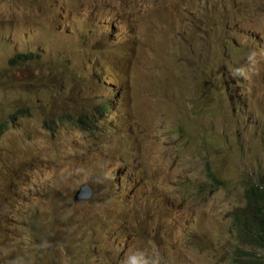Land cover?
Here are the masks:
<instances>
[{
	"label": "rangeland",
	"instance_id": "rangeland-1",
	"mask_svg": "<svg viewBox=\"0 0 264 264\" xmlns=\"http://www.w3.org/2000/svg\"><path fill=\"white\" fill-rule=\"evenodd\" d=\"M207 1L139 0L137 19L150 28L118 24L106 34L103 16L118 8L115 0H0V187L10 197L19 192L29 199L34 193L28 185L41 187L70 213L83 210L90 219L104 207L117 212L105 230L96 222L99 236L84 237V247L93 248L85 253L90 264H120L104 250L122 247L121 233L139 216L171 226L169 238L150 245L159 257L155 264H233L239 250L264 258V250L242 241V221L252 215L246 182L264 174V0H237L244 1L242 7L236 0ZM227 40L236 44L235 52L225 46ZM23 53L39 58L14 63ZM208 73L218 79L219 93L206 99L202 82ZM73 81H80V92L69 99L61 88ZM117 92L131 109L122 136L135 133L146 154V170L132 178L139 193L126 197L115 190L113 169L102 173L105 162L90 141L72 129L55 137L44 124L52 118L48 110L58 109L63 98L68 115L88 116ZM27 108L29 116L20 112ZM122 136L124 149L128 143ZM26 144L24 155L5 162ZM126 148L134 152L130 144ZM43 150L57 151L54 164ZM206 160L223 180L208 190L198 184L207 178ZM85 185L90 198L78 207L73 198ZM147 205L155 214L126 217L130 208ZM4 213L10 225L28 218L27 212L20 218L14 211ZM66 240L46 238L54 248Z\"/></svg>",
	"mask_w": 264,
	"mask_h": 264
},
{
	"label": "clouds",
	"instance_id": "clouds-1",
	"mask_svg": "<svg viewBox=\"0 0 264 264\" xmlns=\"http://www.w3.org/2000/svg\"><path fill=\"white\" fill-rule=\"evenodd\" d=\"M118 1V8L103 16L104 24L107 27L106 34L113 33L114 27L118 24H124L129 27H134L138 30H148L150 26L143 23L140 19H137L136 9H139V0H136L135 4L129 6L124 5L122 0ZM237 1V0H236ZM239 6L242 7L241 2ZM264 10V9H263ZM109 31V32H108ZM103 38L98 40V43L101 44ZM172 60L173 54H172ZM193 78H197V74L191 75ZM217 81L218 79L212 78L211 74L208 73L207 79L203 83V90L205 91L202 94L206 99L213 98L218 96L217 90ZM200 81L194 82L199 83ZM48 84V83H47ZM80 81H73L68 87V90L78 93V90H75V85H79ZM64 90L63 88H61ZM173 88H170L171 90ZM75 90V92H74ZM197 91V90H196ZM163 92L158 91L157 95H161ZM154 95L156 92L153 93ZM111 95V94H108ZM113 101L116 102L118 92L116 95H111ZM230 96L232 94L230 93ZM116 97V99H114ZM168 101H173L172 98H168ZM48 110V109H47ZM57 110V109H56ZM55 110V111H56ZM48 110L49 114L54 119L55 124L50 130L51 133L54 132V136L57 137L60 131H68L70 129L78 131L84 138L90 141L89 147L95 150V153L100 155L102 160L105 162L102 173L108 169H113L112 177L116 180L114 175V163L113 156L118 152L128 150L126 146H130L134 149L135 153L139 154V165L135 169H130L127 174L122 177V186L119 188L116 181L115 190L120 194L121 197L133 196L139 193L138 182L135 181L133 176L135 174H140L141 171L145 169V160L143 156L146 155L143 150L144 140H141L135 133L133 136H127V145L125 148H122L121 143L119 142V137L113 133V130L110 127L109 121H104L96 113L97 122L95 123L92 119V115L82 116L86 120H91L94 122L96 129L93 130H83L80 125L77 123V119L81 115L76 117L68 115V110L63 113L55 112ZM22 114L29 116L31 109L27 108L21 110ZM54 112V113H53ZM97 112V111H96ZM14 117V116H13ZM9 120V119H8ZM44 124L46 126V122ZM49 122V121H48ZM137 132L141 131V122L139 118L134 119ZM3 126V125H2ZM141 133V132H140ZM73 146L78 147V141H73ZM28 145H22L8 154V158L12 155L22 156L25 154ZM108 149V150H106ZM44 154L48 159V163L54 164L55 157L58 156L57 151L55 153H49L45 150ZM130 151V150H129ZM62 165L63 163L60 162ZM101 173V174H102ZM205 173L207 175L206 180L198 182L200 186H203L205 189H209L214 186L222 185V176L212 167L209 160H206L205 163ZM214 173L217 177H210L209 174ZM100 174V176H101ZM99 176V177H100ZM129 179V185L124 184V178ZM15 180V179H14ZM220 181V184H215L217 181ZM16 182L22 183L19 180ZM199 186L195 185L197 189ZM28 188L34 195L29 199L28 196L10 197L6 187H0V252L1 260L0 264H90L85 257L86 251H90L91 247H84L83 239L84 237H95L99 236L95 229L96 222H101L102 229L105 230L109 227L108 221L114 216L118 215L117 212H107L105 207L97 214L94 219H90V214H87L85 211L80 210L76 215L70 213L65 209V206L60 198H57L49 191H42L41 187L39 189H33L30 185ZM90 188L88 186H83L80 188L77 195L73 198V202L77 204L78 207H83L87 205V201L90 198ZM99 198L105 197L104 191L96 192ZM83 202V203H82ZM14 211L18 214L19 218L25 215V212L28 213V218L23 221L19 226L10 225L8 221L2 219L6 216L4 212ZM142 212L155 214L152 207L147 205L143 208H130L126 212V217L130 219L134 216L140 215ZM151 217H142L139 216L135 221H130L121 233L120 240L123 242L122 247L116 246L114 250H104L112 258H117L120 264H155L159 257L153 252L150 248V245L158 242L160 238L166 237L169 238L172 234L171 226L165 225L161 222H154L150 224ZM252 232L255 235V240L257 244L255 246L252 244L250 239L244 233L243 242H246V245L254 246V250L261 249L264 250V224L259 221L258 224L254 225ZM59 238L67 237V240L63 245H60L57 248H54L51 244L46 241V238ZM90 240H92L90 238ZM131 243V245H126ZM134 251H139V256H134ZM163 251V247H162ZM161 251V256H162ZM243 252H250L252 256L261 259L264 262V258L256 253H252L249 250H239L238 256H235L233 264H238L236 259H238ZM126 255L129 256V261H126Z\"/></svg>",
	"mask_w": 264,
	"mask_h": 264
},
{
	"label": "trees",
	"instance_id": "trees-1",
	"mask_svg": "<svg viewBox=\"0 0 264 264\" xmlns=\"http://www.w3.org/2000/svg\"><path fill=\"white\" fill-rule=\"evenodd\" d=\"M39 58V55L35 56L33 53H23L19 54L14 58V63L17 65L20 64V62L23 63H30L33 60H37ZM54 78L51 77V80H49L51 84L53 83ZM27 84V83H26ZM66 92V95L69 99H71V95L73 91L68 90L65 86L62 87ZM78 85H75V90H78ZM107 97L101 102L100 104H96V113L102 118L104 121H109L110 127L113 130V133L116 136H122V128L125 124V122L129 119L125 118V115H129L131 117V109L128 107V101L126 98L118 93L116 102L113 101V97L111 95H106ZM123 102V103H122ZM66 102L63 98L62 104L59 106V108L55 112H64L67 111L69 108L66 106ZM54 113V112H53ZM96 113L92 115V119L94 122H97ZM94 122L91 120H86L82 116H79L77 119L78 125L83 130H93L96 129ZM55 124L53 117L51 120L46 122L47 129H52L53 125ZM127 136H122L125 140H127ZM139 154L135 153L132 155V153L129 150H125L122 152H118L116 155L113 156L112 160L114 163V175L117 181V185L119 188L122 186V177L123 175L127 174L130 169H135L139 165ZM210 177H217L216 174L210 173ZM247 188H246V202H247V208L249 210H252L251 218L247 217L242 222H244L243 229L245 231V234L250 239L252 244L255 246L257 244L255 240V235L252 232L254 225L258 224L259 221L264 224V174H262V177H255L251 175L249 179L247 180ZM215 184H220V181L218 180ZM241 219L238 218V222H240ZM263 241H264V237ZM258 245V244H257ZM236 262L238 264H264V262L261 261L260 257H254L251 255L250 252H243L241 253L240 257L236 259Z\"/></svg>",
	"mask_w": 264,
	"mask_h": 264
},
{
	"label": "bare ground",
	"instance_id": "bare-ground-1",
	"mask_svg": "<svg viewBox=\"0 0 264 264\" xmlns=\"http://www.w3.org/2000/svg\"><path fill=\"white\" fill-rule=\"evenodd\" d=\"M212 2L210 1V0H208L207 1V4L208 5H210ZM225 46L228 48V49H230V50H232V51H234L235 52V50H236V48H237V46H236V44L235 43H232V44H230V42L227 40L226 41V43H225ZM224 56V55H223ZM16 57V56H15ZM14 57V58H15Z\"/></svg>",
	"mask_w": 264,
	"mask_h": 264
}]
</instances>
